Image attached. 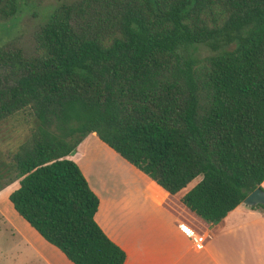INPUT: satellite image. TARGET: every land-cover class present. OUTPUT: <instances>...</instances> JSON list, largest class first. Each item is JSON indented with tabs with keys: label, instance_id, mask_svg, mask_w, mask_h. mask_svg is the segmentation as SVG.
<instances>
[{
	"label": "trees",
	"instance_id": "16d2710c",
	"mask_svg": "<svg viewBox=\"0 0 264 264\" xmlns=\"http://www.w3.org/2000/svg\"><path fill=\"white\" fill-rule=\"evenodd\" d=\"M34 39L32 57L0 49V123L30 125L0 191L17 183L12 210L71 264L125 260L68 158L89 134L169 195L198 179L180 202L208 224L264 191V0H79Z\"/></svg>",
	"mask_w": 264,
	"mask_h": 264
},
{
	"label": "crops",
	"instance_id": "0c3cea01",
	"mask_svg": "<svg viewBox=\"0 0 264 264\" xmlns=\"http://www.w3.org/2000/svg\"><path fill=\"white\" fill-rule=\"evenodd\" d=\"M90 138L97 139L87 135L68 158L97 197L94 221L123 251V264H264L263 211L241 203L218 223H205L181 204L188 190L167 194L97 139L95 147L112 173L108 180L102 179L95 162L91 165L83 157L91 151L85 144ZM260 187L264 190V180ZM18 224L22 237L25 233L40 249L27 244L26 264H71L27 224Z\"/></svg>",
	"mask_w": 264,
	"mask_h": 264
},
{
	"label": "rangeland",
	"instance_id": "374dc122",
	"mask_svg": "<svg viewBox=\"0 0 264 264\" xmlns=\"http://www.w3.org/2000/svg\"><path fill=\"white\" fill-rule=\"evenodd\" d=\"M78 1L79 0H18L19 7L17 13L12 18L6 20L0 19V49L9 51L19 50L23 57L34 56V35L38 26L41 25L46 20L47 16L57 7L62 5L71 6ZM194 52L198 58H202L209 54L208 51L202 47H197ZM29 129V118L25 113L13 116L0 123V160L2 157L5 158L8 156V151L15 148L28 136ZM91 139L93 138L87 139L85 142L91 149L88 158L87 154L83 157H86L85 159L87 162L91 160L89 162L91 165L92 162H95L93 166H96L102 171L100 177L104 180H108L112 177V173L108 171L109 167L105 165L102 154L95 147L97 139ZM80 149L81 150L77 151V156L83 148L81 147ZM197 181L198 179H195L190 182L183 189V192L189 190ZM16 188L17 185L13 183L0 191V264H26L27 256H30V248L28 245L32 244L37 249L39 248L33 239L28 237L25 233H23V235L26 237H22L18 231L20 230L18 223L22 225L21 223L25 222L15 214L8 202V195ZM24 225H26V223ZM31 231L36 233L33 229H31ZM23 238H26L25 243Z\"/></svg>",
	"mask_w": 264,
	"mask_h": 264
},
{
	"label": "water",
	"instance_id": "95a60500",
	"mask_svg": "<svg viewBox=\"0 0 264 264\" xmlns=\"http://www.w3.org/2000/svg\"><path fill=\"white\" fill-rule=\"evenodd\" d=\"M246 207L264 206V191L254 189L241 202Z\"/></svg>",
	"mask_w": 264,
	"mask_h": 264
},
{
	"label": "built area",
	"instance_id": "2783aa9c",
	"mask_svg": "<svg viewBox=\"0 0 264 264\" xmlns=\"http://www.w3.org/2000/svg\"><path fill=\"white\" fill-rule=\"evenodd\" d=\"M193 242L197 243V240H196V238H194V239H193Z\"/></svg>",
	"mask_w": 264,
	"mask_h": 264
}]
</instances>
